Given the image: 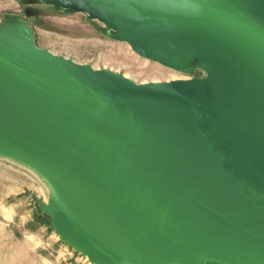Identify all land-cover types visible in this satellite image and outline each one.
<instances>
[{
  "label": "water",
  "instance_id": "obj_1",
  "mask_svg": "<svg viewBox=\"0 0 264 264\" xmlns=\"http://www.w3.org/2000/svg\"><path fill=\"white\" fill-rule=\"evenodd\" d=\"M37 2L202 73L138 84L0 25V156L47 182L60 241L88 264H264V0Z\"/></svg>",
  "mask_w": 264,
  "mask_h": 264
},
{
  "label": "rangeland",
  "instance_id": "obj_2",
  "mask_svg": "<svg viewBox=\"0 0 264 264\" xmlns=\"http://www.w3.org/2000/svg\"><path fill=\"white\" fill-rule=\"evenodd\" d=\"M40 0H0V25L21 23L34 45L95 70H109L135 83L200 77V70L181 73L144 59L111 29L83 13H67ZM50 188L34 169L0 156V264H88L62 243L51 227L37 224L35 212L47 203ZM41 258V260H40Z\"/></svg>",
  "mask_w": 264,
  "mask_h": 264
},
{
  "label": "trees",
  "instance_id": "obj_3",
  "mask_svg": "<svg viewBox=\"0 0 264 264\" xmlns=\"http://www.w3.org/2000/svg\"><path fill=\"white\" fill-rule=\"evenodd\" d=\"M34 216H35L34 218L38 225L44 224L50 227V218L46 214L42 213L40 209H37Z\"/></svg>",
  "mask_w": 264,
  "mask_h": 264
},
{
  "label": "crops",
  "instance_id": "obj_4",
  "mask_svg": "<svg viewBox=\"0 0 264 264\" xmlns=\"http://www.w3.org/2000/svg\"><path fill=\"white\" fill-rule=\"evenodd\" d=\"M40 260H41V258H40ZM35 262H36V264H41L39 259L35 260ZM42 264H51V263L45 260Z\"/></svg>",
  "mask_w": 264,
  "mask_h": 264
},
{
  "label": "bare ground",
  "instance_id": "obj_5",
  "mask_svg": "<svg viewBox=\"0 0 264 264\" xmlns=\"http://www.w3.org/2000/svg\"><path fill=\"white\" fill-rule=\"evenodd\" d=\"M30 164V163H29ZM31 166H33L32 164H30ZM34 167V166H33Z\"/></svg>",
  "mask_w": 264,
  "mask_h": 264
}]
</instances>
